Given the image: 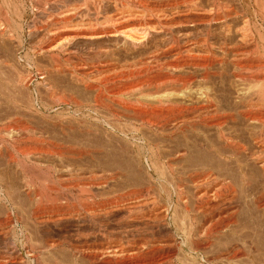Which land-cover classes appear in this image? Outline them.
Instances as JSON below:
<instances>
[{
    "label": "rangeland",
    "instance_id": "rangeland-1",
    "mask_svg": "<svg viewBox=\"0 0 264 264\" xmlns=\"http://www.w3.org/2000/svg\"><path fill=\"white\" fill-rule=\"evenodd\" d=\"M4 1L6 2V0H0V21L7 25L4 29L0 28V140L2 139V142L0 141V150H2L0 151V166H2L0 172L1 175L3 173V179L0 177V220L4 223L7 218H5L6 211L10 212L9 199L17 201L15 209L22 210L21 213L26 219L24 221L26 228L29 230L27 231L29 246H27L30 249L27 248L25 251L27 253L24 254L27 264H34L29 257L33 253L37 256L39 264H87L85 256L73 253L68 247L82 243L84 240L87 242L97 240L95 243L99 242L98 244L108 240L109 242L115 241V239L118 241V237L125 233L119 228L116 229V220L118 221L116 213L106 217V220H109L107 229L101 225L100 232H103L100 234L102 236L100 234L92 235V231H89L88 228L90 235L84 239L78 235L81 231L87 232V224L82 222V218L76 217L77 220L73 219V221H65V223L54 220L53 224L49 220L48 225L46 221L43 226L42 224L38 225L39 227L35 226L31 219L34 215L50 213L46 216L52 215L51 217H53V214L63 212L58 210L59 206V208L57 206L48 208L45 205L37 207L39 210L44 208L40 212L36 211L35 199H33L35 194L40 193L38 195L42 198L54 195L53 199L56 197L55 199L58 201L62 202L63 200L64 204L67 193L77 197L82 191L81 194H84L82 197L87 195L85 200L88 197L94 199L90 202L84 201L80 204L81 207L101 209V205L111 203L112 200L103 197L102 194L112 191L125 192L131 186L129 184H146V168L143 165L142 168L138 164V160L136 161L134 156L124 151L123 148L122 151H118L121 150V147L120 144H117V136L111 131L109 132L107 125L101 121L112 123L115 118L112 116L117 112L121 115L120 120H122L118 122L135 121L134 118L138 119V116L133 115L134 108L132 106H135L134 103L153 104L166 92L175 91L174 89L179 91L181 87L176 83L182 81V78H191L193 84L207 89L212 97L214 95L213 98L216 99L219 107L235 109L240 95L244 94L249 88L248 85L251 84L248 81L255 79L257 75L263 76L264 74V69L262 72V70L254 68L260 64L264 65V0H17V2L13 0L14 5H18L20 2L18 6L20 29L14 25L11 26L10 15L4 9ZM12 4L11 7L14 6ZM75 5L79 6L80 12L84 14L86 23L89 22L87 26H90L88 27L90 30L87 33L91 34L93 31L98 36L65 43L63 47L65 50L62 48V53L52 54L48 48L51 45H58L53 42L55 32L59 29L57 22L62 20V14L66 10L75 7ZM14 8L12 7V10ZM13 11L19 13L16 9ZM204 48L206 50L208 48L212 55H204V53L209 54V51ZM200 50L206 52L203 51L202 55ZM202 63L206 68L205 66L201 67ZM204 76L208 78L206 79ZM240 76L247 81L240 80ZM165 83L167 86L164 87ZM193 84L192 89L194 90L196 88H193L195 87ZM194 92L196 91L194 90L191 94L194 95ZM130 119L132 120L130 121ZM5 132H12V134L10 133L11 135L8 136ZM12 136L15 137L11 138ZM146 136L153 138L149 134ZM6 140L15 142L16 149L31 150L33 155L31 153L29 156L34 157L33 160L36 159L37 162L40 159L38 167L25 164L21 168L12 164L9 160L10 157L13 156L16 160L19 158L15 156L13 150L4 146ZM106 142H109L107 146L111 152L109 156L104 151ZM38 149L39 152L42 150L59 151L63 153L62 157L65 159L63 158L62 163H57L52 156L41 154ZM119 152L121 154H118ZM32 157L30 158L32 159ZM113 157L115 158L113 159ZM50 162L53 164L51 168L48 167ZM105 166L121 169V174L124 177L120 175L118 180L122 181L114 183L109 191L96 185L83 186V184L98 182L100 179L98 175H101L102 167L107 168ZM1 169L5 170L6 176L10 174L18 180L15 181L17 186H10V177H7L8 182ZM55 171L61 175L83 174L82 180H62L58 183L57 192L54 191V194L49 192L52 193L50 195L48 194L49 190L46 191V187L51 185L47 180L54 173V175L57 174ZM94 172L95 175L91 174ZM250 172L248 173L249 177L254 179L253 184L256 180L260 181L258 178H253L254 173ZM16 176L18 177L16 178ZM24 177L27 182L32 184V189L34 188L33 190L36 192L32 189L29 192L23 187L26 184ZM260 182H258L259 185ZM4 183L7 186L5 189H3ZM253 187L254 185L251 188L248 186L246 192L244 191L249 204L246 205L247 207L245 206V209L243 208L245 214L242 215L247 220L245 217L241 218L243 226L249 229H245V232L249 231V233L253 232L251 227L252 225L256 227L255 221L260 217L259 213L254 211V205L251 202L255 194ZM31 192L35 193L34 196L31 195ZM3 199H8V202ZM63 204L64 208H60L61 210L79 211L81 208L76 202H70L68 208ZM70 207L74 209L71 210ZM54 208L58 211L57 213H54ZM78 222L81 224L79 225ZM78 238H80V242ZM247 238L250 256L256 259L260 254L264 259L262 239L253 233ZM47 244H54V247L48 249L45 246ZM249 247L251 248L249 249ZM3 248L0 243V253L5 251ZM144 257L146 259L148 256ZM96 263L100 264L101 262ZM108 263L113 264L112 262Z\"/></svg>",
    "mask_w": 264,
    "mask_h": 264
},
{
    "label": "bare ground",
    "instance_id": "bare-ground-1",
    "mask_svg": "<svg viewBox=\"0 0 264 264\" xmlns=\"http://www.w3.org/2000/svg\"><path fill=\"white\" fill-rule=\"evenodd\" d=\"M12 1L13 0L4 1V9H6L10 15L9 19L11 20V26L14 25L17 29H20V15L18 16V14H20V10L18 11L20 2L18 5H14L15 3ZM15 1L17 2V0ZM10 3H13L12 5L14 6L12 7H15L13 10L16 9L19 13L12 10ZM85 20V16L82 12H80L79 6L76 7L75 5V7L66 10L62 14V20H58V26L55 24L59 29L55 32L53 42L58 45H51L48 48V51L52 54L62 53L61 51H63L65 43H71L72 41L78 39L97 37L98 35L93 33V31L91 34L87 33V31L89 32L90 30L88 29L90 26H87L89 22L86 23ZM6 26L7 25L4 22L0 23V28L4 29ZM207 50L209 51L208 48ZM203 51L200 50L199 52L202 54L204 53ZM205 54L207 56L210 55L211 52L209 51V54L204 53V55ZM204 66L205 65L203 64L201 67ZM254 68H256V70L259 69L260 71L264 69V65L260 64ZM241 76L240 80L244 82L247 81ZM204 77L201 78L204 79ZM205 78L207 79L208 77ZM250 82V86L247 84L249 87L247 91L244 92V89L242 90L244 94L240 95L235 109L233 107V109L219 107L215 101L216 99L214 100L213 98L214 95L212 97L207 89L195 85V83L193 84V79L191 78H182V81L176 83L181 87L179 91L174 89L175 91L172 90L168 93L166 92L163 97L156 99L153 104H142L140 102L134 103L135 106H132V108H134L133 115H136L135 117L138 116V119L134 118L136 119L135 121H131L132 119H130V123L118 122L121 119V115L118 112L113 114L112 117L115 118H113L112 123H105L100 120L102 123L107 125V130L109 132L111 131V133H114L117 136V144H120L119 146L121 147V150L118 151H122L123 148L124 151L131 153L136 161L138 160V164L141 165V167L143 165L146 168V184H129L131 186L128 187L127 190L125 189V192L121 191L120 193L119 191H112L111 193H104L102 194L104 195L103 197L111 198V203L108 202L104 206L101 205V209L94 207H91L92 209H85L84 207H81L80 204L84 201L90 202V200H93L94 198L88 197L86 201L85 197L87 195L85 194L86 196L82 197V195H84L81 194L82 191L81 193L79 192L77 197L67 193L66 199L64 198V204L62 203L63 200L62 202L61 200L58 201L55 199L56 197L53 199L52 197L54 195L49 193L53 192L54 194V191L57 192L58 183L60 181L75 179L82 180L83 174L69 173L61 175L55 171L57 174L54 175V173L52 177L47 180L48 182L50 181L49 183L51 185L50 187H46V191L48 189V194L51 196L48 195L47 197L45 196L42 198V196L38 195L40 193L37 192L38 194H35L31 192V195L33 194L34 196L35 194L33 197L35 202L34 200L32 201V203L34 202V207L37 208L45 205V207L48 206V208L50 206H57V208L60 207L62 209L64 208L62 207V204L68 208L70 202H76L81 208L79 211L58 209L63 212H58L55 210L56 208H54V213H58L55 215L52 213L53 217H51L52 215L50 217L48 215L46 216V214L50 213H45V215L36 214L31 218L33 223L35 226H40L41 224L43 226L46 221L48 225L50 223L48 222L49 220L53 224L55 221H59V223L60 221H63V223H65V221H73L76 217L78 219L82 218V222H86L87 224V232L81 231V233H77L79 237H83L85 239L86 237H89L88 235H90L88 228L89 231H92V235H99L103 232H100L101 225L102 227L105 226V228L108 225L109 220H106V217L112 213H116L118 221L116 220L117 228L115 226L114 228H119L123 233H125V235L118 237V241L115 239L117 237L116 236L113 237L116 242L114 240H112L114 242H109L108 240L107 242L103 241L104 243L98 244L99 242L95 243L97 240L95 242H87L84 240V242L81 241L82 243L74 245L69 244L70 246L68 248H70L73 253L87 258V264H97L96 262H105L107 264H109L108 262H112L113 264H264V259H262L260 254V258L259 255H257L258 257L256 259L250 256L248 251V240H246L248 239L247 237L253 233L255 236L258 235L260 239H262V242L261 240L259 241L262 245L264 244V74L263 76L257 75L255 79L248 81V83ZM166 83L164 84V87L165 85L167 86ZM192 84L193 86L195 85L193 88H196L194 89L196 91L194 92V95L191 94V92L194 91L192 89ZM127 112H129V110H127ZM124 117L126 118V116ZM124 117L122 118L124 119ZM24 131L26 130L24 129ZM5 133L8 136L12 134V132H10L11 134L9 132ZM146 134L152 135L153 138L147 137ZM13 137L15 136H12L11 138ZM3 142L5 144V141ZM14 143L15 142L6 140V145H4L13 150L15 156L19 158L16 160L15 157H10L9 160L12 164L14 163L21 168H23L25 164L38 167L40 159L38 162L36 159L33 160L34 157L29 156L32 153L31 150L16 149ZM108 143L105 144L106 149L104 151L108 153L109 156L111 152H109L110 150L107 148ZM39 153L52 156L54 158L53 160L57 161V163H62L63 158L65 159V157H62L63 153L59 151L50 152L42 150ZM118 154L121 153L119 152ZM125 156L127 155L125 154ZM30 157H32V159ZM114 158L115 157H113V159ZM52 162L48 163L49 168L53 167ZM45 165V167H47V164ZM102 168L103 170L100 172L101 175H98L100 176L98 182H94L93 184H83V186L92 187L93 185H96L103 189H108L109 191L110 187L114 183L122 181L118 180L120 175H122L121 169H113V167ZM250 171L254 173V175L252 174L254 176L253 178H258L263 182V184L257 180L254 181L255 183L253 184L252 181L254 179L252 180L249 177L250 174L248 173ZM2 172H4V175L6 174L5 170ZM91 174L95 175V172ZM2 176L3 173L1 175L0 172V177L3 179ZM7 177H10L11 187H14L15 185L17 186L15 181L18 180L14 179V176L12 177L8 174L5 178L7 179ZM17 177L18 176H16V178ZM93 177L92 179H94ZM24 178V181L26 180V184H24L25 186L23 185V187L30 192L32 184L27 182L26 177ZM130 181L129 183H131ZM258 182L261 184L259 185ZM249 183L251 184L248 185ZM253 185L254 187L252 189H255V194L251 202L254 205V211L256 213L258 212L260 217H258L259 220L255 218V223L257 225L256 227L255 225L253 227L251 224L253 232L249 233V231L245 232V229L247 228L243 226L244 223L242 224L245 216L242 217V215L245 214V206L249 204V200L247 199L245 192L248 189V186L251 188ZM76 186L79 187V185ZM5 187L7 186L5 185L3 189H5ZM104 191L106 192V190ZM11 199H9L10 212L6 211L7 216L5 215V218L7 217L6 219L8 220L5 221V219L4 223L0 220V243L3 245V249H5L3 253H0V264H25L27 261L25 262L24 254L27 253L25 251L29 246V235L27 233L29 230L26 228V224L24 222L26 219H24L21 213L22 210L20 211L17 208L15 209V206L18 204L17 203L15 205L17 201ZM7 200L6 202H8ZM73 207H70L71 210L75 208ZM42 209L44 208H41L40 210ZM40 210L37 208L36 211L40 212ZM39 212L36 213L39 214ZM102 216L104 219L101 218ZM114 216L112 217L115 218L116 216ZM241 218H243L242 221ZM78 223L79 225L81 224V222ZM247 223L250 224L248 221ZM248 228L250 227L248 226ZM78 240L80 242V238H78ZM45 246L48 249H52L54 244H47ZM250 248L251 247H249V249ZM263 254L264 253H262V255ZM30 255L31 256L29 257L34 264H39L37 256L34 253ZM146 255L148 257L145 259L144 256Z\"/></svg>",
    "mask_w": 264,
    "mask_h": 264
}]
</instances>
